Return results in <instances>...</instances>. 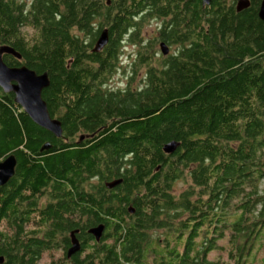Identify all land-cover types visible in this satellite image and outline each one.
<instances>
[{
    "label": "trees",
    "instance_id": "1",
    "mask_svg": "<svg viewBox=\"0 0 264 264\" xmlns=\"http://www.w3.org/2000/svg\"><path fill=\"white\" fill-rule=\"evenodd\" d=\"M238 1L0 0V47L20 54L2 59L47 73L62 128L0 87V160L16 158L0 186V264H253L249 250L264 264V20L261 0ZM155 19L174 46L158 56L139 44ZM126 42L140 83L109 86Z\"/></svg>",
    "mask_w": 264,
    "mask_h": 264
},
{
    "label": "water",
    "instance_id": "2",
    "mask_svg": "<svg viewBox=\"0 0 264 264\" xmlns=\"http://www.w3.org/2000/svg\"><path fill=\"white\" fill-rule=\"evenodd\" d=\"M110 1V0H108ZM202 4H210L211 0H201ZM249 6L248 0H239L236 4L238 11ZM258 17L264 20V0H261ZM108 41V31L103 29L95 42L93 50L100 51ZM160 51L162 54L169 52L168 46L164 42H160ZM8 53L19 58L20 54L11 48L0 47V87L4 92H12L15 101L26 112L30 119L37 125L52 132L56 136H60L62 132L61 123L58 119L51 117L46 101L42 97L43 89L49 84L47 73H36L34 70L25 65L8 66L2 59V54ZM178 143L170 141L163 146V150L167 153L172 152ZM49 148L45 143L42 149ZM16 158L13 154L8 155L0 160V186L4 185L14 174ZM120 182L119 179L106 183L107 187H113ZM133 209L131 208L130 211ZM104 226L102 224L89 228V232L98 241L102 235ZM71 245L67 250V255L79 250V241L72 236ZM2 259L0 258V261Z\"/></svg>",
    "mask_w": 264,
    "mask_h": 264
},
{
    "label": "rangeland",
    "instance_id": "3",
    "mask_svg": "<svg viewBox=\"0 0 264 264\" xmlns=\"http://www.w3.org/2000/svg\"><path fill=\"white\" fill-rule=\"evenodd\" d=\"M158 23H159V20H148V21H146L145 24L143 25V28H142L141 42H139V44H140V43H142V41H144L146 45L148 43H151L148 45L150 48L149 51L151 53H153V55H155V56H158L161 54L160 53L161 52L160 46H159L161 41L158 40V31H157L158 30ZM156 40H158V41H156ZM138 47H139L138 44H134L132 42H130V43L126 42L123 44L121 55H120L121 57H120L119 62H118L119 65L117 66L116 70L112 74L111 78L108 80L107 84L109 86L123 88L128 80H130L131 87H136L137 85H139L140 77L142 75L143 69L138 73V75H134V74L130 75V74H132L131 73L132 66L129 65L130 59L137 52ZM169 47H168L169 51H173L174 46H169ZM130 77H133V78L130 79ZM186 179L187 178H181V179H178L177 181H175V183L173 185V190H174L175 194H178L183 188L187 187L189 182ZM262 183H264V182H262ZM261 186L264 188V184H261ZM162 232H164L163 229L158 230V232L156 234L160 236V234ZM254 244H255V246H258V244H259L258 239L256 240V242ZM249 251H250L251 255H249L250 258L248 260H253V262H254L253 264H258L257 262H259V260L261 259L262 253L260 251L254 253L255 252L254 250L253 251L249 250ZM218 255H219L218 253L216 254L215 252H209L207 257L208 258H216ZM225 256H226L225 253H224V255L223 254L220 255V257L223 258V260L225 262H228L225 260L226 259ZM148 261L150 262V264H154L152 257H149Z\"/></svg>",
    "mask_w": 264,
    "mask_h": 264
},
{
    "label": "flooded vegetation",
    "instance_id": "4",
    "mask_svg": "<svg viewBox=\"0 0 264 264\" xmlns=\"http://www.w3.org/2000/svg\"><path fill=\"white\" fill-rule=\"evenodd\" d=\"M111 1V0H110ZM110 1H108V0H104V3L105 4H110ZM201 3H202V1H201ZM203 5V4H202ZM155 20H158V19H155ZM160 21V20H159ZM81 139H82V136H81ZM72 236L73 235H71L70 236V238H72ZM71 241H72V239H71ZM71 245V243L68 245V247ZM244 257H247V258H250V256L249 255H247V256H244ZM246 264V263H245Z\"/></svg>",
    "mask_w": 264,
    "mask_h": 264
}]
</instances>
